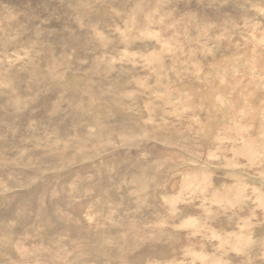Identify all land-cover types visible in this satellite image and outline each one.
I'll use <instances>...</instances> for the list:
<instances>
[{
  "label": "rangeland",
  "instance_id": "374dc122",
  "mask_svg": "<svg viewBox=\"0 0 264 264\" xmlns=\"http://www.w3.org/2000/svg\"><path fill=\"white\" fill-rule=\"evenodd\" d=\"M240 2L0 0V264H264Z\"/></svg>",
  "mask_w": 264,
  "mask_h": 264
},
{
  "label": "clouds",
  "instance_id": "9594fccd",
  "mask_svg": "<svg viewBox=\"0 0 264 264\" xmlns=\"http://www.w3.org/2000/svg\"><path fill=\"white\" fill-rule=\"evenodd\" d=\"M200 2H203V0H200ZM61 3H64V0H61ZM224 3H228V0H224ZM71 7L72 5L69 4V8ZM239 15L245 20L246 26L255 25L260 33L264 35V0H241L239 4ZM41 24H43V21ZM37 27H40V25H37ZM17 39L14 35L7 36L0 43L7 45ZM21 258L25 260L24 257ZM9 260L10 264H16L15 261H11L10 257Z\"/></svg>",
  "mask_w": 264,
  "mask_h": 264
}]
</instances>
